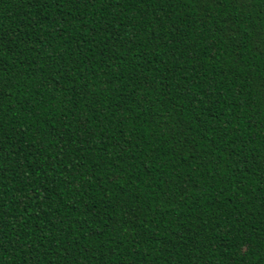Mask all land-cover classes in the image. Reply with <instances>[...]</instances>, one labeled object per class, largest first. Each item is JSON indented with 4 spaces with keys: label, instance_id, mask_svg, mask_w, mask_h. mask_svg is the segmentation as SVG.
Segmentation results:
<instances>
[{
    "label": "trees",
    "instance_id": "obj_1",
    "mask_svg": "<svg viewBox=\"0 0 264 264\" xmlns=\"http://www.w3.org/2000/svg\"><path fill=\"white\" fill-rule=\"evenodd\" d=\"M264 0H0V264H264Z\"/></svg>",
    "mask_w": 264,
    "mask_h": 264
},
{
    "label": "snow or ice",
    "instance_id": "obj_2",
    "mask_svg": "<svg viewBox=\"0 0 264 264\" xmlns=\"http://www.w3.org/2000/svg\"><path fill=\"white\" fill-rule=\"evenodd\" d=\"M257 43L261 47H264V30H261V32L257 36Z\"/></svg>",
    "mask_w": 264,
    "mask_h": 264
}]
</instances>
